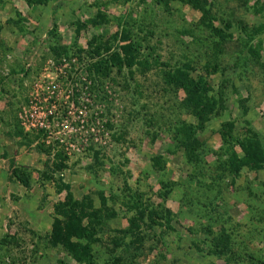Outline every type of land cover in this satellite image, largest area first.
I'll use <instances>...</instances> for the list:
<instances>
[{"label": "rangeland", "instance_id": "1", "mask_svg": "<svg viewBox=\"0 0 264 264\" xmlns=\"http://www.w3.org/2000/svg\"><path fill=\"white\" fill-rule=\"evenodd\" d=\"M125 42L130 66L90 67ZM186 64L201 123L163 80ZM253 131L264 0H0V264H264V162L232 169ZM66 193L111 212L80 259L50 238Z\"/></svg>", "mask_w": 264, "mask_h": 264}, {"label": "trees", "instance_id": "2", "mask_svg": "<svg viewBox=\"0 0 264 264\" xmlns=\"http://www.w3.org/2000/svg\"><path fill=\"white\" fill-rule=\"evenodd\" d=\"M187 1L191 2L192 0ZM212 29L216 33L213 32L214 35H220L217 28ZM121 39L125 38L122 37ZM118 48H120L119 51H111L107 58L102 57L91 62L90 67L97 71L100 69L108 70L110 65L119 67L120 64H126L130 66L134 57L130 43H122ZM143 61L146 62L145 59ZM189 69L191 68H188L187 64L186 66H171L169 70L163 72V80L172 88L181 89L182 96L180 99L182 104L187 110L189 109V112L198 116L201 123L211 110L210 104L205 100L207 98V87L202 85L200 79L196 81ZM179 122L182 124L178 127L179 132L177 133L179 134H177L178 138L176 137L175 140H177L178 145L184 148L185 156L191 157V155H194L196 148L200 146L194 139L195 130L188 126L184 127L186 126L184 120H179ZM237 141L242 152L240 155H236L237 159L234 157L236 160L235 167L232 168L234 173H237L240 165L258 167L264 162V142L257 132L253 131L250 134H245ZM192 144L194 145L192 146ZM226 163L234 164L233 158L229 157ZM61 165L59 163L56 166ZM225 165V162H223V167ZM13 174L21 183L27 185L26 176L21 174L19 170H14ZM101 198L104 200L102 194ZM84 200L87 202L84 203ZM55 210L56 214L53 217L50 231L52 242L61 244L76 259L88 256L89 241L95 236V231L103 221V216H110L111 212L103 214L98 207L92 205L87 194L81 196L80 199H76L70 193H66V197L56 204ZM139 215H142V213L140 212ZM215 249L217 250V248Z\"/></svg>", "mask_w": 264, "mask_h": 264}]
</instances>
